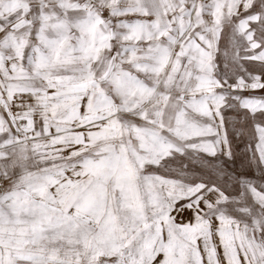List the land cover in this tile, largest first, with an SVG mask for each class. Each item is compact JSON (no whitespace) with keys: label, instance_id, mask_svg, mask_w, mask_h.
Here are the masks:
<instances>
[{"label":"snow or ice","instance_id":"6c2138e0","mask_svg":"<svg viewBox=\"0 0 264 264\" xmlns=\"http://www.w3.org/2000/svg\"><path fill=\"white\" fill-rule=\"evenodd\" d=\"M0 264H264V0H0Z\"/></svg>","mask_w":264,"mask_h":264},{"label":"rangeland","instance_id":"374dc122","mask_svg":"<svg viewBox=\"0 0 264 264\" xmlns=\"http://www.w3.org/2000/svg\"><path fill=\"white\" fill-rule=\"evenodd\" d=\"M257 95H259L260 94V92H259V90L257 91V93H256ZM245 95H247V93H245Z\"/></svg>","mask_w":264,"mask_h":264}]
</instances>
